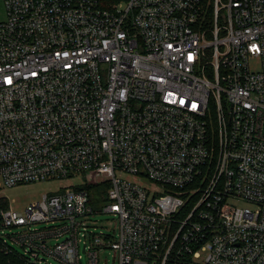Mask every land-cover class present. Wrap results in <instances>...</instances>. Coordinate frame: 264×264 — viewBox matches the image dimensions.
<instances>
[{
	"label": "built area",
	"instance_id": "1",
	"mask_svg": "<svg viewBox=\"0 0 264 264\" xmlns=\"http://www.w3.org/2000/svg\"><path fill=\"white\" fill-rule=\"evenodd\" d=\"M3 1L5 264H264V0Z\"/></svg>",
	"mask_w": 264,
	"mask_h": 264
},
{
	"label": "rangeland",
	"instance_id": "2",
	"mask_svg": "<svg viewBox=\"0 0 264 264\" xmlns=\"http://www.w3.org/2000/svg\"><path fill=\"white\" fill-rule=\"evenodd\" d=\"M5 19V9H4V1L0 0V21ZM256 67V66H253ZM129 180H135V177L129 176ZM103 181V179H102ZM90 183V182H88ZM78 184L77 179H49L45 181H36L29 183H22L14 187L5 188L3 194L6 196L8 201L12 203L13 206H17L18 208H22L27 206L31 201L40 199L43 194L50 193L55 191L56 189ZM242 205L246 204L244 202L240 203ZM98 204H95L97 207ZM94 213L89 217V223L91 225H96L97 230H102L104 232L113 233L116 231V224L113 216L111 214H106L100 212ZM111 250V249H110ZM54 264H61L60 262L53 261ZM101 264H116L114 261L113 251H110L105 259H101Z\"/></svg>",
	"mask_w": 264,
	"mask_h": 264
},
{
	"label": "trees",
	"instance_id": "3",
	"mask_svg": "<svg viewBox=\"0 0 264 264\" xmlns=\"http://www.w3.org/2000/svg\"><path fill=\"white\" fill-rule=\"evenodd\" d=\"M0 264H5V259L3 258V254L0 252Z\"/></svg>",
	"mask_w": 264,
	"mask_h": 264
}]
</instances>
